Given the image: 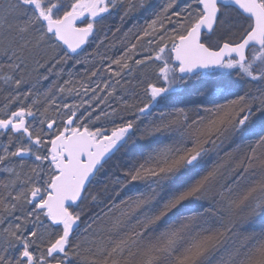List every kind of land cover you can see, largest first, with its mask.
I'll use <instances>...</instances> for the list:
<instances>
[{"label":"trees","instance_id":"16d2710c","mask_svg":"<svg viewBox=\"0 0 264 264\" xmlns=\"http://www.w3.org/2000/svg\"><path fill=\"white\" fill-rule=\"evenodd\" d=\"M169 1H137L131 12L107 19L103 32H93L74 56L62 51L55 60L38 49L18 50L26 64L22 83L32 87L31 94L39 92L35 101L41 109L59 100V96L67 103L64 92L58 93L57 82L68 76L87 83L96 70L106 73L113 69L115 62L143 46L141 31L145 22L159 16ZM195 7L200 15L198 2ZM228 10L230 14L237 13L233 8ZM239 18L249 26L240 29L232 22L224 32L219 31L222 27L217 21L212 34L203 35V42L215 49L222 43L240 41L252 22L240 15ZM197 20L191 19L187 31ZM166 54V62L173 65L170 49ZM80 55L86 61L73 65L71 62ZM141 66L117 87L113 101L116 110L111 119L118 131L130 127L136 141L116 147L98 167L80 200L68 207L77 220L76 226L62 234V224L53 225L44 216L43 225L27 228L32 230L31 239L37 241L34 244L30 239L27 245L12 242L0 233V263L26 264L23 250L39 257L55 242L59 244L57 255L50 264H264V212L260 217L251 215V207L264 188V84L256 88L264 77L246 81L230 76L228 79H239L248 87L244 89L246 86L239 81V91L230 97V92L213 86L212 80L221 77L213 74L216 69H209L193 76L200 80L189 89L150 106L151 87L159 86L155 81L157 69L148 63ZM203 78L208 81L201 82ZM171 104L187 110L189 118H194L192 123L182 121L169 109ZM196 110L200 112L198 117ZM62 116V122L70 120L71 111L62 110L54 120ZM89 122L83 120L78 126L91 130ZM55 128L53 133L59 135L61 125ZM6 130L13 134L12 129ZM152 131L158 134L155 138ZM37 133L32 130L31 136ZM158 143L169 146L174 159L150 178L143 167L149 150ZM20 160L28 163L25 158ZM56 174L51 167L46 175L49 186ZM2 179L0 195L4 191ZM230 194L234 197L226 206L225 197Z\"/></svg>","mask_w":264,"mask_h":264},{"label":"rangeland","instance_id":"374dc122","mask_svg":"<svg viewBox=\"0 0 264 264\" xmlns=\"http://www.w3.org/2000/svg\"><path fill=\"white\" fill-rule=\"evenodd\" d=\"M97 1L0 0V76L3 73H9L7 76H2L3 85L0 86L2 89L0 90V102L2 104L0 106V123L8 124L7 127H0V179L3 178L4 182V185L2 184L4 191H1L3 195H0L2 199L0 210L3 216L0 218V233L8 237L9 240H13L12 242L27 245L33 236L32 230L30 232L27 228L33 225L35 229L39 225H43L42 218L44 216L50 220V216L45 210L44 213L40 212L42 209L38 208V204L44 200L49 192L50 186L46 180L48 171L51 167L58 171L57 157L53 156L50 151L51 142L57 136L53 133L56 125H61L59 133L64 136L73 131H86L95 141L107 137L108 139H115L117 147H124L130 142H135L136 139L131 134L130 127L122 131L114 128L111 119L116 110V105L113 104V101L118 90L117 87L125 79L131 78L133 71L142 67L141 63H148L157 69L155 81L158 80L159 86L151 87L152 104L150 106L166 96L177 95L185 88L189 89L195 84V81L200 80L193 79V76L180 77L177 74L178 66L174 63L173 65L168 64L165 60L168 55L166 54L167 48L170 49L171 54L172 46L177 42L175 37L178 34L181 36L182 32H187V24L191 19H199L202 16V9L199 15V10L195 7V2L199 3V0H170V3H166L164 11L162 10L159 16L153 21L145 22L141 31L142 39H144L141 43L143 46L137 50L135 48L128 56H123L122 61L115 62L113 69H104L106 73L96 70L90 75L87 83L66 76L67 78L63 82H57V84L59 85L58 93L64 92L68 102H62L64 98L59 96V100L50 101L45 105L47 108L41 109L39 103L35 101L38 99L37 94L39 92L31 94L30 89L32 87L21 81L26 64L22 61L21 54L17 53L18 50L38 49L45 56L50 54L53 59L59 60L57 55H61L60 53L65 52V50L54 35L47 30L45 20H60L65 14L92 7ZM102 1L100 11L103 17L86 22V25L93 28L95 34L103 32L107 19L115 14L122 17L132 11L137 1L140 2V0ZM260 2L264 7V0ZM228 9L232 8H221L218 25L222 27V30L219 31L227 32L226 29L232 25V22L240 29L249 26V22L239 18V15L242 16L241 14L238 12L234 15L230 14L232 11ZM233 18L240 20L234 21ZM231 37L234 38L235 34H232ZM247 59L245 63H239L236 59L231 58L216 68L217 71L213 74L219 75L221 78L213 79V86L217 85L218 89L230 92L229 96L232 97L234 96L231 94L232 92L239 91L240 88L237 83H240L241 80L228 79L231 78L230 76H238L246 81L263 78L264 43L260 48H250L247 52ZM85 61V57L80 55L75 57L71 63L73 65L79 63L80 65ZM107 74L110 75L106 78ZM41 80H43L42 77ZM152 81H154V77ZM203 81L208 80L203 78L201 82ZM263 84L264 80L258 83L256 88ZM64 86L68 88L65 91L62 89ZM244 86H246L244 89H248L246 84ZM13 103L16 104L13 105ZM23 105L25 107H22ZM168 107L173 109L172 111L179 115L185 123L188 121L192 123L191 121L194 120V118L192 120L189 118L188 111H185L184 108L173 106V104ZM62 110L63 112L71 111L70 120L64 119L62 122L63 116L56 117L54 120V116H60ZM196 111L195 114L198 117L200 112ZM47 112L48 114H46ZM44 114L46 117L43 116ZM87 119L90 120L91 130L81 129L78 126L79 123ZM91 122L93 125L90 124ZM8 128L13 130V134L7 132L6 129ZM32 130L38 132L35 137L31 136ZM154 131L150 134L155 138L158 134ZM21 158H25L28 163H22ZM173 159L172 150L169 146L158 143L149 150L143 169L151 178L161 166L171 165ZM233 197L231 194L225 197L227 199L226 206L231 203ZM263 204L264 188L261 189L256 202L251 207V215L260 217L261 213L264 212L262 210ZM76 224V218L69 212L67 220L62 223L60 232L62 234L69 232ZM33 238L31 241L35 244L37 241H34ZM58 245V243L52 242L47 253L39 257L34 254H27L23 250L22 253L25 254L23 259L26 264H50V260L55 259L57 255L55 249ZM36 247H38V243ZM19 263L21 264V262Z\"/></svg>","mask_w":264,"mask_h":264},{"label":"water","instance_id":"95a60500","mask_svg":"<svg viewBox=\"0 0 264 264\" xmlns=\"http://www.w3.org/2000/svg\"><path fill=\"white\" fill-rule=\"evenodd\" d=\"M199 4L202 16L171 49V60L178 66L177 74L180 77L195 76L205 70L218 68L231 58L245 63L251 47H262L264 8L259 0H199ZM100 6L101 1H97L92 7L71 11L60 20L46 19V28L67 54L75 55L85 47L93 34L92 27L84 23L89 19L100 18ZM220 7L236 9L251 20L252 26L239 42L222 43L214 49L203 42V35H210L214 31ZM7 125L0 123V127ZM116 147L115 139L103 137L95 141L86 131H74L67 136L60 134L52 140L50 151L57 157L58 173L38 208L46 211L53 225H60L67 219L68 207L80 200L98 167Z\"/></svg>","mask_w":264,"mask_h":264},{"label":"flooded vegetation","instance_id":"af4514ba","mask_svg":"<svg viewBox=\"0 0 264 264\" xmlns=\"http://www.w3.org/2000/svg\"><path fill=\"white\" fill-rule=\"evenodd\" d=\"M98 1H101V2H103L102 0H98ZM89 20H93V19H89Z\"/></svg>","mask_w":264,"mask_h":264},{"label":"bare ground","instance_id":"6f19581e","mask_svg":"<svg viewBox=\"0 0 264 264\" xmlns=\"http://www.w3.org/2000/svg\"><path fill=\"white\" fill-rule=\"evenodd\" d=\"M30 97V96H29ZM88 185V184H87ZM86 188V187H85Z\"/></svg>","mask_w":264,"mask_h":264}]
</instances>
